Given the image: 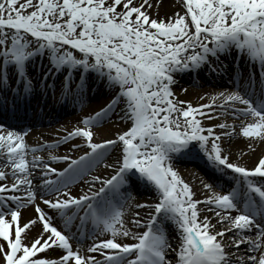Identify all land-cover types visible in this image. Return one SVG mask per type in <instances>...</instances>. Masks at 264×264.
<instances>
[{"label": "snow or ice", "instance_id": "6c2138e0", "mask_svg": "<svg viewBox=\"0 0 264 264\" xmlns=\"http://www.w3.org/2000/svg\"><path fill=\"white\" fill-rule=\"evenodd\" d=\"M181 5L158 18L149 0H0V264H264V154L248 167L221 143L233 134L264 142V0ZM201 72L229 87L204 93L205 103L179 99L176 76ZM101 85L111 99L55 142L30 145L28 130L9 124L37 97L83 106ZM114 113L126 129L94 141V126ZM75 138L73 149H88L75 158L35 155ZM109 149L112 173L74 195L69 186ZM180 155L206 162L210 195L196 198L173 165ZM140 183L156 199L135 203L149 211H134L128 227ZM27 207L36 215L24 221Z\"/></svg>", "mask_w": 264, "mask_h": 264}, {"label": "bare ground", "instance_id": "6f19581e", "mask_svg": "<svg viewBox=\"0 0 264 264\" xmlns=\"http://www.w3.org/2000/svg\"><path fill=\"white\" fill-rule=\"evenodd\" d=\"M149 2L153 5V9H152L153 14L155 15L158 13V18L170 17L175 12L183 11L181 0H159V2H157V0H149ZM220 59L224 60L225 57L221 56ZM227 59L231 60L232 57L228 56ZM190 80L191 79L187 77V74H178L176 76L177 82L173 85V89L177 97L182 100L191 101L194 105L207 102L206 99L201 100L200 97L206 92L210 94L214 92L213 88L203 89V90L202 89H198V90H192V89L188 90L187 89V91L180 90L181 85L184 83H190L189 82ZM206 81L209 84L212 83L214 86H217L219 82H225L221 80L219 77H217L216 75H210L209 77H206ZM109 99H111L110 93H108L105 90L104 86L101 85L98 90H94V94H90L88 96L83 106H81L78 103L70 102L69 105L64 108L65 112L63 110L58 111L56 108L53 109V114L51 115L52 122L55 120L54 118L62 117L63 114H66L70 110L71 112H73L72 113L73 115L71 114L72 119L70 117V119L68 118L69 120H66V119L60 120L59 121L60 124L55 123V124H50V125H45V124H49V123H46L45 121L46 119L42 120L41 122L35 123L33 125L26 124L22 121H17L18 123L12 124V126L18 130L26 129L25 127H31L32 128L30 129L31 132H28L27 142L30 145L43 144L44 143L43 141L54 140L55 136L60 135L61 133L64 134L65 128L71 131L73 127H76V126L82 127L83 126V124L81 123L82 117L84 115H92L95 111H98L101 107H103L108 102ZM71 106H73V108H71ZM28 110L35 112L37 109L35 106L31 104V107H29L26 110V112L21 113L22 117L30 118V116L33 113L32 112L29 113ZM224 119H225L224 117L217 116L214 120L205 121V123H221L223 122ZM227 119H228V122L230 123L231 119L229 117ZM39 123L42 124L43 126L38 127V125H40ZM125 125L126 123H124L123 121H120L117 118V114L114 113L111 120H107L103 122L102 124L94 126L93 130H94L95 135L93 139L94 141L99 142L102 139L114 138V134L118 131H121V129H123ZM224 131H228V130L225 129ZM221 143H222V147L230 151L232 160L234 161L238 160L239 163L246 164L248 167H253L255 163L257 162L258 158L262 154H264V142H261L259 140H250L249 138H241L240 136L233 134L230 138L222 137ZM249 145L251 146L249 147ZM68 147H69L68 143H64V144H60L58 147H55V148H45L41 152L35 153V155H43L47 157L49 153L53 154L55 152V154H57L60 151H62L61 149L64 148V150H66L68 149ZM31 155L33 154L30 153V156ZM116 155H117L116 150L109 149L105 162L96 165L88 175L84 176L82 180H77L76 183L71 184L69 186L71 192L74 195H78V194H82L84 192L83 190H88L87 188V186H89L88 181L91 179L92 176H96V175H100L101 177L109 176L112 173L113 169L106 168L105 164L112 163L116 159ZM184 157L186 159L192 156H184ZM49 162L52 164V166L57 167V168L59 165L64 166L66 164V163H63L62 161H49ZM195 165H197L203 171L202 175L199 174V172H197L195 169H192L189 167H186L178 171L181 173L185 181L190 183L193 186V190L196 191L197 193L196 198L202 199L204 195H210V193L203 189L200 181L202 179L204 180V176L211 178L213 173H212V170L206 164V162L201 158H200V162H196ZM11 179L12 177H9V180ZM99 186H100L99 182H97L96 187L98 188ZM139 186L140 185H138V187ZM136 188L137 187L134 186L131 189V192L136 190ZM51 195L54 196L55 194L53 193ZM142 202L143 201L140 198L135 197V201H133V208L128 213H126V216H125V222L127 223L128 227H133L130 221L132 218V213L134 211H140L141 215L149 211L147 209L139 210V209L134 208L135 203H142ZM41 207L46 208V206L43 204H41ZM199 207L202 210L201 215H207L212 220H215V217L213 216L212 211H204V209L211 208L212 206L200 205ZM50 214L54 215V213H50ZM35 215L36 213L33 207H27L22 210V217L24 221L30 218H34ZM56 224H57V227H61V230H64L62 227L61 221L57 219ZM133 230L141 231L142 229L133 228ZM40 231H41V228L39 225L33 228L31 233L29 234V237H28L29 240L36 237ZM85 243L87 244L89 243V241H85ZM51 252L53 254L52 257H56L62 254L59 251H51Z\"/></svg>", "mask_w": 264, "mask_h": 264}, {"label": "rangeland", "instance_id": "374dc122", "mask_svg": "<svg viewBox=\"0 0 264 264\" xmlns=\"http://www.w3.org/2000/svg\"><path fill=\"white\" fill-rule=\"evenodd\" d=\"M109 98V97H108ZM125 128L127 127V125L126 126H124ZM181 167H183L182 165H180ZM179 167V166H178ZM190 167V166H189ZM190 168H192V167H190ZM193 169H195V168H193ZM196 170V169H195Z\"/></svg>", "mask_w": 264, "mask_h": 264}]
</instances>
